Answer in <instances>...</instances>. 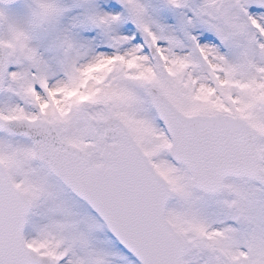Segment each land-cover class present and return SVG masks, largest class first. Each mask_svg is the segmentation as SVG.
<instances>
[{
	"label": "snow or ice",
	"instance_id": "snow-or-ice-1",
	"mask_svg": "<svg viewBox=\"0 0 264 264\" xmlns=\"http://www.w3.org/2000/svg\"><path fill=\"white\" fill-rule=\"evenodd\" d=\"M0 264H264V0H0Z\"/></svg>",
	"mask_w": 264,
	"mask_h": 264
}]
</instances>
